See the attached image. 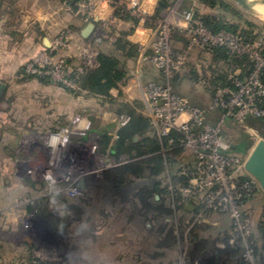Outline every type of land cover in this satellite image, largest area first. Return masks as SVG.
I'll list each match as a JSON object with an SVG mask.
<instances>
[{"label": "rangeland", "instance_id": "374dc122", "mask_svg": "<svg viewBox=\"0 0 264 264\" xmlns=\"http://www.w3.org/2000/svg\"><path fill=\"white\" fill-rule=\"evenodd\" d=\"M164 1L107 0L103 3L101 0L87 2L80 7L82 0L75 3L71 0H47L46 3L42 0H0V82L7 84L5 99L0 102V264H32L34 261L50 264H186L177 247L182 250L190 247L189 239L184 241L182 238L180 243L163 248L159 244L165 234L159 231L163 227L164 230L173 227L178 231V235L174 234L181 236L186 225L183 219L193 220L192 214L184 210L180 213L177 209V214L166 217L145 216L140 214L142 209H133L131 205L127 208L116 198L114 203L118 207H103L104 213L101 214L98 209L104 202L100 191L97 196L92 189L83 198L72 197L63 190L64 186L62 188L44 176L48 169L41 152L31 151L29 155L30 145L38 135L66 129L74 134L82 133V138L93 136L95 133L90 131L95 126H108L114 122L122 104H129L146 116L141 108L143 100L139 84L147 83V77L152 78L156 68L152 64L143 65V78L139 82L137 71L141 47L153 40L152 35L147 40L142 35L145 30L154 32L163 28V22L170 19L173 12H191L195 16L198 10L205 16L223 15L240 30L250 29L255 35L264 34L261 15L247 11L231 0L221 1L238 12L240 19L231 12L201 4L199 0H172V5L163 9ZM41 12L58 19L52 24L42 25ZM55 12H61L60 18ZM92 22L96 25L95 30L87 39H82L81 30ZM123 36L138 47L136 59H124L123 53L114 46ZM44 38L49 40L50 48L44 45ZM255 43L261 44V39L252 42ZM85 49L91 51L90 55L83 54ZM101 53L120 59L126 71L124 82L111 91L109 98L86 90L74 92L78 89L72 78L74 72L96 68ZM201 55L194 50L192 62H200ZM207 63L210 64V57ZM181 92L193 95L202 103L209 102L211 98L204 93L201 84L184 82ZM224 132L233 144L238 142L241 132L255 143L262 137L258 130H241L237 126L226 127ZM152 137L159 139L156 134ZM175 163L170 165L175 168ZM31 170L40 171L28 178ZM171 182L174 181L166 175L161 187L170 192ZM28 183L41 188L42 193L37 196H43L39 202L45 201L47 209L53 207L55 210V203L61 207L52 217L61 230L60 238L54 244L35 242L22 231V222L29 216V206L34 204L35 197L26 187ZM166 194L168 192L163 196ZM155 195L162 205L170 203L163 200L162 194ZM78 207L84 208L85 213H79ZM21 210H27L24 217H19ZM252 213L256 220L261 218L264 202L254 205ZM211 217L203 216L195 226L206 225L214 229L215 234H226L230 221L221 224L225 218L216 220ZM82 218L85 221H77ZM192 224H187L186 236L194 231L187 232ZM197 232L199 235L210 234L202 233L199 227ZM226 237L224 235L219 244L223 245Z\"/></svg>", "mask_w": 264, "mask_h": 264}, {"label": "built area", "instance_id": "2783aa9c", "mask_svg": "<svg viewBox=\"0 0 264 264\" xmlns=\"http://www.w3.org/2000/svg\"><path fill=\"white\" fill-rule=\"evenodd\" d=\"M94 1L101 0H82L80 7ZM169 18L163 22V28L150 31L153 40L141 47L137 75L140 82L143 78L141 67L152 64L167 81L166 85L153 81L140 83L139 91L143 113L150 119L161 142L159 153L177 164L175 168L168 166L166 170L167 177L174 181L170 189L172 201L175 207L191 204L199 208L197 221L212 214L229 216V246L235 247L242 242L244 259L248 264H257L256 242L252 237L255 225L264 220V213L256 220L250 202L258 197L264 199V189L245 169L249 154L233 151L224 131L228 124L244 126L248 117L264 119V108L261 106L264 100L261 80L264 55L261 44L248 43L240 34L225 30L214 32L191 12H173ZM214 48H225L233 56H249L255 63L254 68L245 77L241 76L240 70L235 71L231 76L235 88L217 87L208 106H194L187 97L176 93L169 81L175 76L186 75L196 65L207 67V51ZM194 50L202 54L198 63L191 59ZM90 53L87 49L83 51L84 55ZM130 121L128 114L118 116L114 139H119L118 131ZM63 134H68L66 141L54 146V139ZM81 136L82 133L74 134L61 129L38 135L32 142L37 153L44 155L48 169L44 176L60 187L64 186L63 190L72 197L82 194L74 186L72 178L67 176L60 182L54 178L51 168L67 142H74L76 152L81 142L85 141L88 153L83 158H92L95 163L90 173L100 174L132 161L125 155L116 157L110 151L102 153L96 135H89V138ZM33 156L36 158L37 154ZM37 171L28 173L37 174Z\"/></svg>", "mask_w": 264, "mask_h": 264}, {"label": "trees", "instance_id": "16d2710c", "mask_svg": "<svg viewBox=\"0 0 264 264\" xmlns=\"http://www.w3.org/2000/svg\"><path fill=\"white\" fill-rule=\"evenodd\" d=\"M78 1L80 0H73V3ZM199 2L209 6L210 8L220 9L228 13L231 12L233 16L238 17L239 19L241 18L238 12L233 10L228 4L222 2L221 0H199ZM170 5H172V0L164 1L163 9L168 8ZM195 17L200 18V20H202V22L214 32L225 30L230 33H239L248 43H252L256 39H261V53L264 55V34L255 35L250 29L240 30L236 24L227 21L226 17L223 15L205 16L201 15L197 10ZM114 46L123 53L122 55L125 57L124 59H136L138 56V47L127 41L125 36L119 38L114 43ZM207 53L210 57V64L208 68L204 65H196L186 75L175 76L169 81V84L176 93L182 96H187L191 104L199 107H206L207 104L202 103L200 99L195 98L193 95H186L182 93V83L190 82L192 84H201L204 86L206 92L213 98L217 87H236L233 79L231 78L235 71L240 70L241 76L245 77L252 71L255 65L254 61L249 56H233L230 55L228 50L225 48H214L207 51ZM97 61V67L92 70L84 71L80 69L78 72H74L72 78L78 85V89H74V92L86 90L92 94L109 98L111 96V91L118 89L120 84L124 82L126 78V71L124 70V66L121 64L120 59L114 55L101 53L98 56ZM205 68L209 70V72L206 71ZM160 76L164 78L162 73ZM261 80L264 84V70L261 75ZM149 81L156 82L160 85H166L167 83L165 78L162 83L157 78ZM261 106L264 108V100ZM217 112L220 114V111ZM122 114L130 115L131 121L118 131L119 139H114L117 118ZM247 121L251 127L257 129L261 134L264 133V119L248 117ZM154 132L155 131L150 119L139 113L136 108H133L129 104H122L118 108L116 119L112 124L108 126L97 125L90 131V133H95L94 135L98 137L100 151L102 153L110 151L116 157L125 155L132 159L129 163L110 169L106 172L102 180L97 181V186L103 189L100 192L101 195L99 194L100 198H102L101 201L104 202L99 206L101 208L98 209L101 214L104 213L102 210L103 207H118L117 203H114V198L118 199V203H127L128 208H130L131 205L133 206V209L140 208V210H147V213L150 211L153 212L159 206L158 202L154 199L155 194H162L163 196L167 192L168 194L163 196V200L170 203L168 205L166 204L163 211L164 213L160 216V218L166 217L172 213L171 193L166 188L163 189L161 186L163 178L167 175V167L171 166L170 164H174L175 161H172L169 164L167 163L169 162V159L159 153L161 150V142L157 137H152L153 134H155ZM135 137H139V140L134 141ZM252 146L253 140L248 135L243 134L236 144V150L240 152H247ZM27 186L33 189H41L33 183H28ZM160 209H163L162 206ZM77 210H79V213H85L83 212L84 208L78 207ZM199 211L200 209L198 208V212ZM104 215H106V213ZM83 220L85 221L84 218L77 221L80 222ZM187 224L189 225V223H184V230L186 229V226L188 227ZM190 227L192 228L188 229L187 232H190L191 230L194 231L188 236H186V231L184 230H181V236H176L173 229H162L163 231L161 233H164L165 236L159 246L163 248L172 247L175 242L176 244L177 242L180 243L182 238L184 241H187L188 238L190 242L188 245L196 244V248L209 243L216 245L217 240L219 241L218 235L215 234L217 232L209 226H195V224H193ZM198 227L201 232L206 231L205 233H212L214 235L211 239L212 242L208 239L207 235L198 234ZM222 236H224V234H222ZM195 238L198 240L197 243L194 242ZM252 238L256 242L257 262L259 264H264V220L255 225ZM243 250V244L240 242L235 247L226 246L223 250L219 251L223 253L222 255L224 257L229 258L235 256L241 257ZM32 264L50 263L34 261Z\"/></svg>", "mask_w": 264, "mask_h": 264}, {"label": "water", "instance_id": "95a60500", "mask_svg": "<svg viewBox=\"0 0 264 264\" xmlns=\"http://www.w3.org/2000/svg\"><path fill=\"white\" fill-rule=\"evenodd\" d=\"M235 2L237 5L242 7L243 9L251 12L257 13V5H264V0H231ZM163 5L162 2H160ZM95 23H89L82 32V35L87 38L90 34L95 30ZM45 46L50 48V42L47 39L45 42ZM7 93V84L4 82H0V102L4 101L5 95ZM134 141H138V137L134 138ZM74 142H67L60 150L59 158L56 162L51 166L54 178H57L60 182H63L64 178L70 176L74 181V186H76L80 191L81 195L75 198H83L88 192H92L93 190L96 196L103 189L97 186V181H100L104 178L107 171L110 169H106L102 171L100 174L90 173L91 170L95 167L94 160L92 158H83V156H87L88 148L85 141L81 142L78 146V151L75 152ZM35 145L31 143L30 152L35 150ZM234 150L235 147L232 146ZM246 171L252 175L262 189H264V133L262 134L261 139L256 143L251 153L249 154L246 166ZM38 170L37 172H39ZM42 174V173H41ZM27 177H31V174H27ZM93 189V190H92ZM158 199V196H156ZM74 199V198H73ZM56 209L53 207L51 209H47L45 213H40L37 210L33 211L26 217L22 222V231L26 232L30 235V237L35 242H44L48 244L50 242L55 243L57 238H60V232L58 227V223L52 221V217L57 213L56 210H60V205L55 203ZM187 210L195 209L194 205L188 204L186 206ZM64 211V210H62ZM63 213V212H62ZM190 227L189 229H191ZM63 236V234L61 235ZM62 238V237H61ZM58 241V240H57ZM197 238L194 239V242L197 243ZM221 242V241H219ZM216 242L217 248L219 250H223L228 244V237L224 241L223 245ZM196 246V244H194ZM231 247V246H230ZM214 255L210 251H205L201 256H184L186 264H211Z\"/></svg>", "mask_w": 264, "mask_h": 264}, {"label": "crops", "instance_id": "0c3cea01", "mask_svg": "<svg viewBox=\"0 0 264 264\" xmlns=\"http://www.w3.org/2000/svg\"><path fill=\"white\" fill-rule=\"evenodd\" d=\"M43 1V3H46L47 2V0H42ZM58 7L56 6L55 7V9H57ZM55 14L57 15V16H59V18H60V15H61V12H55ZM41 20H42V25H47V24H52L55 20H57L58 18H55L53 15H49V13H47V12H41V18H40ZM87 26V25H86ZM85 26V27H86ZM85 27L81 30V33H80V37L82 38V39H87V38H85L83 35H82V32H83V30L85 29ZM144 34L142 35V38H144V39H148V38H150L151 37V34L152 33H150V31L149 30H145V32H143ZM46 38H44V40H43V42H44V45H45V42H46ZM81 40H79V42H80ZM78 42V43H79ZM74 50H76V47L74 48ZM161 75V73L156 69L155 70V73H154V76L152 77V78H150V77H147V79L148 80H154V79H158V80H160V82L162 83L163 82V80H164V78H162V76H160ZM145 77V76H144ZM202 89H203V91H204V93H206V94H208L207 92H206V90H205V88L203 87V85H202ZM210 96V95H209ZM187 97V96H186ZM211 97V96H210ZM188 98V97H187ZM189 99V98H188ZM211 100H212V97L210 98V101L209 102H207L206 104V106H208L210 103H211ZM230 126H232L231 124H228V126L227 127H230ZM237 128H240L241 130L243 129H254V130H257V129H255V128H253V127H251L250 125H249V123H248V121L246 120L245 121V125L244 126H242V127H237ZM244 133H240V135H239V137L237 138L238 140H239V138H241V136L243 135ZM253 140V139H252ZM238 143V142H237ZM237 143H235V144H233V143H230L231 144V149H232V146H234L235 147V149L233 150V151H236V152H240V151H237L236 150V144ZM256 145V143H255V141L253 140V146L247 151V152H241V153H245V154H248L249 152H250V150L252 151V149L254 148V146ZM28 189H29V191H30V194L31 195H34L35 197H34V199H33V203L34 204H32V206H29V213H32L33 211H35V210H37L38 212H40V213H45L46 211H47V206H46V202L45 201H42V202H39L40 200L39 199H41L43 196H41V197H39V196H37V195H39V193H42V190H38V189H33V188H30V187H28V186H26ZM262 202H264V199L262 198V197H258V198H256V199H254L253 201H251L250 202V208L251 209H253V206L254 205H258V204H261ZM27 210H21V211H19V217L20 216H25V212H26ZM212 217L211 218H214V219H216V220H219V219H221V218H225L222 222H224V223H221V224H225V223H227V221L229 220L230 221V218H229V216H227V215H223V214H212L211 215ZM18 217V218H19ZM228 221V222H229ZM219 224H220V222H219ZM230 227H231V224L230 223H228V227H226V228H229L228 229V232H229V230H230ZM225 228V229H226ZM225 229H223V230H225ZM223 230L221 231V232H223ZM227 232V233H228ZM221 234V233H220ZM224 234V233H223ZM224 235H226V234H224Z\"/></svg>", "mask_w": 264, "mask_h": 264}, {"label": "flooded vegetation", "instance_id": "af4514ba", "mask_svg": "<svg viewBox=\"0 0 264 264\" xmlns=\"http://www.w3.org/2000/svg\"><path fill=\"white\" fill-rule=\"evenodd\" d=\"M154 198H156L155 199V201L156 202H158V199H157V197H156V195L154 196ZM172 198V197H171ZM125 206L127 205V208H128V204L127 203H123ZM158 207L156 208V210H154L153 212L152 211H150L149 213H147V210H142V212L140 213V214H143L144 213V215L145 216H148V215H152V214H154V216L156 217V218H159L164 212V208L166 207V205H162L160 202H158ZM168 205V204H167ZM161 206H162V208L163 209H160L161 208ZM160 207V208H159ZM177 209H180V213L182 212V210H184V211H186V213H190V214H192V219L193 220H189V219H183V217H182V219L183 220H185L186 222H184V223H189L190 224V222H193V224H195V223H197L198 221H197V219H196V215H197V213H198V209H193V210H187L186 209V206H174V203H173V201H172V204H171V210H172V213L171 214H177L176 212H177ZM126 210V209H125ZM152 212V213H151ZM178 218H176V223H177V226L179 227V220H177ZM180 219V221H181V218H179ZM197 221V222H196ZM182 223V222H181ZM192 224V225H193ZM162 229H164V227L163 228H160V233L162 232ZM174 230V232H175V234H177L178 233V231H175V228H169V229H167V230ZM177 230V229H176ZM177 232V233H176ZM228 233H226V235H227ZM178 235V234H177ZM216 235H218V239H219V241H221L222 239H223V236H222V234H216ZM213 234L211 233V234H209V235H207V237H208V239H212L213 238ZM218 240H217V242H219ZM211 242H212V240H211ZM241 244H243L242 242H241ZM243 247H244V244H243ZM177 249L179 250V254H181V256H187V255H189V256H194L195 258L196 257H198V256H201L202 255V253L203 252H205V251H210V252H212V254L214 255V257H213V260L211 261V264H248V262L244 259V257H243V253H244V250H243V252H242V254H241V257H229V258H226V257H224L222 254L223 253H221L220 251H219V249L217 248V246H215V244H212V243H209V244H206V245H204V246H201V247H198V248H196V246H194V245H190V247L188 246V247H186L184 250H182V249H180L179 247H177ZM61 250L62 251H64L62 248H61ZM177 250V251H178Z\"/></svg>", "mask_w": 264, "mask_h": 264}, {"label": "bare ground", "instance_id": "6f19581e", "mask_svg": "<svg viewBox=\"0 0 264 264\" xmlns=\"http://www.w3.org/2000/svg\"><path fill=\"white\" fill-rule=\"evenodd\" d=\"M257 12L261 15V17L264 20V5H257ZM68 134H63V136L59 137V138H55L54 139V146H57L58 144H62L66 141V139L68 138L67 136Z\"/></svg>", "mask_w": 264, "mask_h": 264}]
</instances>
